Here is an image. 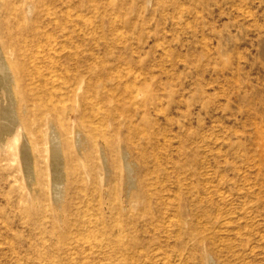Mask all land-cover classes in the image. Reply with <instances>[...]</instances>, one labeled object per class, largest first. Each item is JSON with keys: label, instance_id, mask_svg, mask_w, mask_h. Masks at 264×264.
<instances>
[{"label": "rangeland", "instance_id": "rangeland-1", "mask_svg": "<svg viewBox=\"0 0 264 264\" xmlns=\"http://www.w3.org/2000/svg\"><path fill=\"white\" fill-rule=\"evenodd\" d=\"M0 264H264V0H0Z\"/></svg>", "mask_w": 264, "mask_h": 264}, {"label": "bare ground", "instance_id": "bare-ground-1", "mask_svg": "<svg viewBox=\"0 0 264 264\" xmlns=\"http://www.w3.org/2000/svg\"><path fill=\"white\" fill-rule=\"evenodd\" d=\"M55 104H56V102H55ZM79 106H77V108H78ZM77 110V109H76ZM100 121V120H99ZM89 123V122H88ZM92 123V122H91ZM99 145V144H98ZM53 153V152H52ZM53 157V156H52Z\"/></svg>", "mask_w": 264, "mask_h": 264}]
</instances>
